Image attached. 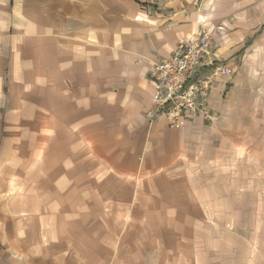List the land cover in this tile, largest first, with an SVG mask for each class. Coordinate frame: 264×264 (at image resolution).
<instances>
[{
    "label": "crops",
    "instance_id": "obj_1",
    "mask_svg": "<svg viewBox=\"0 0 264 264\" xmlns=\"http://www.w3.org/2000/svg\"><path fill=\"white\" fill-rule=\"evenodd\" d=\"M197 3L0 0V87L12 90L8 111L2 114L0 106V120L6 134L15 135L7 171L20 167L13 183L23 201L31 199L32 183L38 184L35 194L47 190L48 198L52 190L53 223L47 226L61 247L71 248L69 253H76L81 241L84 253L92 254L96 226L104 260L120 240L114 234L110 238L109 226L117 232L118 226H166L173 234L180 226L174 225V215L186 216L180 219L183 226L190 223L188 215L197 216L196 208L188 207L193 191L182 167L198 127L207 122L191 116L175 127L165 117L147 118L156 107L150 70L157 58L170 55L204 24L230 23L212 20L218 14L212 5L203 9ZM215 35L218 52L239 50L242 35L229 36L228 46L217 28ZM228 80L218 78L211 94L210 107L217 114ZM14 87L19 91L14 93ZM9 141L2 142V155ZM94 159L102 168L98 177ZM29 165L35 170L28 171ZM111 191L116 221L107 216L113 208L108 207Z\"/></svg>",
    "mask_w": 264,
    "mask_h": 264
},
{
    "label": "rangeland",
    "instance_id": "obj_2",
    "mask_svg": "<svg viewBox=\"0 0 264 264\" xmlns=\"http://www.w3.org/2000/svg\"><path fill=\"white\" fill-rule=\"evenodd\" d=\"M209 4L220 13L212 20H230L226 27H213L225 38L223 45L228 46L229 36L240 34L243 39L236 52L224 53L226 48L218 52L221 60L234 66L235 73L225 83L223 109L215 112L213 122L198 127L182 167L190 175L193 191L188 207L196 208L197 216L188 215L190 223L183 226L180 219L186 216L174 215V225L180 226H175L173 234L166 226L149 230L118 226V232L109 226L110 238L114 234L121 242L110 246L106 264H264V0H198L197 6L204 9ZM17 91L14 87L13 92ZM11 93L9 87H0L2 114L8 111ZM4 122L0 120V264H65L68 258L76 264H105L97 226L92 254L84 253L81 241L74 254L69 253L70 247L65 250L59 245L57 234L47 226L53 223L52 190L48 198L47 190L35 194L38 184L32 183L33 191L27 194L31 199L23 201L14 194L20 167L7 171L15 155V135L6 134ZM6 138L10 141L2 155ZM92 161L94 177H98L102 168L97 160ZM26 168L35 170L30 165ZM108 207L114 209L107 216L116 221L113 191ZM56 208L60 210L59 205Z\"/></svg>",
    "mask_w": 264,
    "mask_h": 264
},
{
    "label": "built area",
    "instance_id": "obj_3",
    "mask_svg": "<svg viewBox=\"0 0 264 264\" xmlns=\"http://www.w3.org/2000/svg\"><path fill=\"white\" fill-rule=\"evenodd\" d=\"M215 32L205 24L200 26L170 55L159 56L152 64L156 107L147 112L150 121L165 117L170 125L179 127L191 116H201L207 122L217 117L210 107L212 91L218 78H231L235 69L221 60Z\"/></svg>",
    "mask_w": 264,
    "mask_h": 264
}]
</instances>
